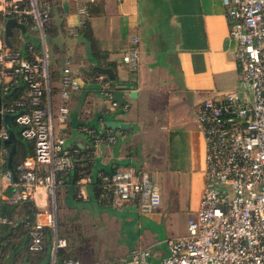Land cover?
Here are the masks:
<instances>
[{
  "label": "crops",
  "instance_id": "0c3cea01",
  "mask_svg": "<svg viewBox=\"0 0 264 264\" xmlns=\"http://www.w3.org/2000/svg\"><path fill=\"white\" fill-rule=\"evenodd\" d=\"M51 10L48 62L55 71L69 67L81 84L67 101L61 92L53 94L55 134L65 146L83 149L79 159L90 166L77 181L71 168L57 195L44 186L37 190L39 212L52 211L57 221L51 263L62 261L55 250L62 238L67 252L84 263L121 261L136 249L150 248L149 262L157 264L169 254L167 240L186 234L189 214L200 205L206 141L199 107L239 85L237 42L230 36L223 1L57 0ZM87 20L93 43L83 32ZM132 47L139 53L134 70L122 60ZM92 62L113 64L115 91H122L124 99H115L116 108L101 94V78L85 72ZM55 85L59 89L60 80ZM64 103L70 114L61 124L57 116ZM108 121L124 125L113 128ZM122 167L149 174L161 192L157 209L146 213L136 201L117 205L98 197L101 174ZM119 231L126 232V241L111 240Z\"/></svg>",
  "mask_w": 264,
  "mask_h": 264
},
{
  "label": "built area",
  "instance_id": "2783aa9c",
  "mask_svg": "<svg viewBox=\"0 0 264 264\" xmlns=\"http://www.w3.org/2000/svg\"><path fill=\"white\" fill-rule=\"evenodd\" d=\"M52 1L57 0H0V21L17 17L26 23L30 19L31 29L44 47L40 72L39 64L19 50L0 45L2 94H7L21 76L29 84L30 103L29 111L15 113V106L23 104L8 105L3 100L0 113L2 118L12 115L21 136L34 141L36 147L35 156L18 165V176L10 169L2 170L0 164V203L34 200L41 186L54 196L57 174L73 166L71 150L55 134L52 101L49 98L44 102L45 88L36 78L41 74L47 85L45 26L50 20ZM222 1L230 36L237 42L239 85L234 91L208 97L199 107V126L206 141L205 186L200 205L188 220L186 234L167 240L169 254L157 264H264V0ZM134 42L138 39L134 38ZM138 59L136 47L122 56L131 70L136 68ZM100 78L104 97L116 108L118 103L110 81L104 75ZM80 88L72 70L65 68L61 82L63 99L69 100L71 91ZM69 114V106L62 104L58 121L66 123ZM9 139L10 132L2 119L0 140ZM41 165L49 170L42 182L37 176ZM103 180L105 196L117 205L136 201L143 212L150 213L161 204V192L146 172L122 167L105 174ZM0 223L12 221L0 214ZM46 226L57 227L52 211L37 213L31 231L32 249L42 248ZM66 245V239L59 238L55 250ZM150 256V248L136 249L121 262L150 264ZM65 264H80V261L68 259Z\"/></svg>",
  "mask_w": 264,
  "mask_h": 264
},
{
  "label": "trees",
  "instance_id": "16d2710c",
  "mask_svg": "<svg viewBox=\"0 0 264 264\" xmlns=\"http://www.w3.org/2000/svg\"><path fill=\"white\" fill-rule=\"evenodd\" d=\"M54 2V1H52ZM51 18H52V10L50 12V20L45 26V37L46 43L50 42V34H52L51 28ZM5 20V19H4ZM27 26L32 28L30 19L25 21ZM18 31V36L13 38L15 34L10 38V42L12 47L15 50H19L27 59L30 61L39 64L40 72L43 66V55H44V48L39 39L38 42H28L25 46L22 44V37L20 34V30ZM33 32L36 33L33 29ZM83 32L85 37L93 43V31L91 27V23L87 20L85 21ZM31 43V44H30ZM3 44L6 45L5 40H3ZM30 45H32V49H30ZM93 51L97 54L96 47L93 45ZM95 64L98 63H91L89 69L96 66ZM103 67L113 66L111 63H106L105 65H101ZM48 81L47 85L45 80L43 79L42 75L39 74L37 76V81H40L45 90H44V102L47 103L49 98L52 100V96L55 92H61V82L63 77V72L53 70L52 64L49 61L48 66ZM102 74H95L93 77H100ZM86 76V75H85ZM105 80L110 81L113 91L119 88V84L117 80L113 81L110 80L106 75ZM88 77V76H87ZM60 80V88L57 89L55 83ZM71 91V94L73 92ZM101 94L103 95V89H100ZM8 96L4 98V103L8 105H15L16 103H21V106H15L16 110L15 113L26 112L29 111L30 103H29V84L20 76L18 82L11 88V90L7 93ZM104 96V95H103ZM105 98V97H104ZM106 99V98H105ZM66 105H68L66 103ZM12 127L14 131V139L12 141L9 140H0V164L2 170L10 169L15 176H18V165L29 157L35 156L36 147L35 143L32 140L24 139L19 131V127L16 123L12 122ZM67 147V146H66ZM71 150L73 155V166L71 167L75 170V181L80 180L87 176L90 166L87 161H82L80 155L82 154L83 149H80L78 146L74 147H67ZM7 150V153L4 150ZM12 152V158L10 160L9 155ZM67 169L65 171H61L57 174V186H56V195H57V188L61 184H65L67 173L71 169ZM49 170L46 165H41L37 170V176L39 181H43L44 177L48 174ZM109 173H102L100 176V181L98 184V191L97 195L101 200L107 198L105 196V181L103 180V176ZM11 193V189L8 190ZM39 212L34 200L28 201H21L16 204H9L6 202L0 203V214L4 217H7L12 223H0V264H51L50 253H49V245L50 241L52 240L53 233L55 231L54 228L46 226L43 228L44 237L42 242V248L39 250H34L31 248V231L34 228L36 222V215ZM67 247V246H66ZM66 247L58 249L56 252L57 258L62 259V264H65V261L68 259L71 260H78L80 264H121V261H115L111 263L107 262H92V263H84L81 259L77 257L71 256Z\"/></svg>",
  "mask_w": 264,
  "mask_h": 264
},
{
  "label": "water",
  "instance_id": "95a60500",
  "mask_svg": "<svg viewBox=\"0 0 264 264\" xmlns=\"http://www.w3.org/2000/svg\"><path fill=\"white\" fill-rule=\"evenodd\" d=\"M15 29L20 30V32H21V36L23 38V46H25L28 42H38L39 41V38L37 36L32 35L29 32V29H28V26L26 23L21 22L17 17H11V18H8L5 21L4 26L2 28H0V37L4 38L7 46L12 47V44L10 42V38L14 35ZM85 72L88 73L89 75H95V74L106 75L110 80H113V81L116 80L115 72H114L113 68H111V67H103L100 65H96L90 70H85ZM7 96H8V94H2V85L0 84V110L2 108L4 98H6ZM114 99L120 100L121 102H123L124 101L123 92L118 91V90L114 91ZM2 119L4 120L8 130L10 132L9 141H12L15 137L13 127H12L13 116L7 115L4 118H2V115L0 113V126H1ZM107 123L109 126H111L113 128L124 125V123H120L118 121H108ZM9 158L11 160L12 152L10 153ZM61 263H62V261L60 260L59 264H61Z\"/></svg>",
  "mask_w": 264,
  "mask_h": 264
},
{
  "label": "rangeland",
  "instance_id": "374dc122",
  "mask_svg": "<svg viewBox=\"0 0 264 264\" xmlns=\"http://www.w3.org/2000/svg\"><path fill=\"white\" fill-rule=\"evenodd\" d=\"M52 3L53 2H51V7H52ZM3 27V24H1L0 25V28H2ZM29 29H30V31L31 32H33L32 31V29L29 27ZM15 34H16V36L14 35L13 36V38H16L18 35V31H17V29H15ZM4 40V39H3ZM189 216L191 217L192 216V214H189ZM189 217V218H190ZM125 236H126V232H124V231H119L118 233L116 232V233H114V235H113V237L111 238V240L112 241H119L120 239H122L123 241H126V239H125ZM122 242V241H121ZM131 243H133V241H131Z\"/></svg>",
  "mask_w": 264,
  "mask_h": 264
}]
</instances>
